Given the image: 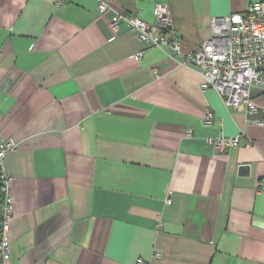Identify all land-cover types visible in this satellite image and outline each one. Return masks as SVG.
Returning <instances> with one entry per match:
<instances>
[{"label":"crops","instance_id":"0c3cea01","mask_svg":"<svg viewBox=\"0 0 264 264\" xmlns=\"http://www.w3.org/2000/svg\"><path fill=\"white\" fill-rule=\"evenodd\" d=\"M107 1L150 23L162 6L190 52L254 0ZM112 16L98 0H0L6 264H264V91L256 112L228 107ZM241 132L251 145L207 141Z\"/></svg>","mask_w":264,"mask_h":264},{"label":"built area","instance_id":"2783aa9c","mask_svg":"<svg viewBox=\"0 0 264 264\" xmlns=\"http://www.w3.org/2000/svg\"><path fill=\"white\" fill-rule=\"evenodd\" d=\"M65 0H56L58 6ZM99 13L112 11L110 26L114 30L122 27L136 32L138 38L150 47L165 48L170 58L176 63L188 66L202 77V89H216L226 106L231 108L247 107L256 112L257 106L252 102L254 90L264 91V0H254L240 12L227 16L212 18L211 35L194 51L184 52L182 39L174 26L172 14L162 6L155 8L157 22L150 23L139 13H123L107 0H98ZM144 51L136 54L140 59ZM157 75V69H154ZM215 115L207 110L204 123L214 124ZM208 143L217 149L239 146L245 142L251 145L248 138L244 141L243 132L234 136H210ZM12 140L0 136V170L4 204L2 207V228L4 239L0 245L3 260L10 257L5 237L14 222L15 197L12 178L6 171L5 158L16 149ZM160 256V252H156ZM140 258L138 264H144Z\"/></svg>","mask_w":264,"mask_h":264},{"label":"trees","instance_id":"16d2710c","mask_svg":"<svg viewBox=\"0 0 264 264\" xmlns=\"http://www.w3.org/2000/svg\"><path fill=\"white\" fill-rule=\"evenodd\" d=\"M4 204V194L2 192V178H1V170H0V245L3 242L4 235H3V228H2V207ZM0 264H6L3 260L2 253L0 250Z\"/></svg>","mask_w":264,"mask_h":264},{"label":"water","instance_id":"95a60500","mask_svg":"<svg viewBox=\"0 0 264 264\" xmlns=\"http://www.w3.org/2000/svg\"><path fill=\"white\" fill-rule=\"evenodd\" d=\"M240 171L243 174H248L250 172V166L248 164H243L240 166Z\"/></svg>","mask_w":264,"mask_h":264}]
</instances>
